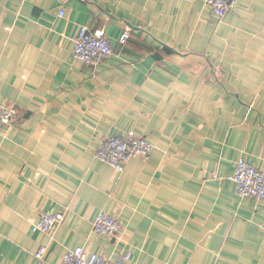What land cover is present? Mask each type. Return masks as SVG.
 Instances as JSON below:
<instances>
[{
	"label": "crops",
	"instance_id": "crops-1",
	"mask_svg": "<svg viewBox=\"0 0 264 264\" xmlns=\"http://www.w3.org/2000/svg\"><path fill=\"white\" fill-rule=\"evenodd\" d=\"M83 25L113 47L95 66L74 56ZM0 104L18 110L0 130V264H60L77 246L264 264V198L230 179L239 158L264 169V0L223 18L203 0H0ZM130 131L154 150L118 173L95 153ZM45 211L63 221L34 231ZM101 211L117 238L93 231Z\"/></svg>",
	"mask_w": 264,
	"mask_h": 264
},
{
	"label": "built area",
	"instance_id": "built-area-1",
	"mask_svg": "<svg viewBox=\"0 0 264 264\" xmlns=\"http://www.w3.org/2000/svg\"><path fill=\"white\" fill-rule=\"evenodd\" d=\"M215 15L223 18L228 10L239 0H203ZM63 11L61 12V15ZM129 32L121 38L120 43L126 44L130 39ZM113 54V47L103 30H91L88 25L80 27L75 40L74 56L88 66H95ZM17 109L12 105L0 104V130L14 124ZM154 145L146 137L130 131L126 137L110 134L99 144L95 157L109 164L118 173H122L127 162L132 158L149 160ZM230 179L236 185V193L240 198H264V169L239 158ZM62 212L45 211L39 221L33 226L34 231L50 233L63 221ZM93 231L101 236L117 238L122 231L119 218L104 211L99 212L94 223ZM45 250L41 249L36 256L42 259ZM132 258L130 251H118L115 254L88 253L84 246L68 249L60 264H128ZM53 264V263H50Z\"/></svg>",
	"mask_w": 264,
	"mask_h": 264
},
{
	"label": "trees",
	"instance_id": "trees-1",
	"mask_svg": "<svg viewBox=\"0 0 264 264\" xmlns=\"http://www.w3.org/2000/svg\"><path fill=\"white\" fill-rule=\"evenodd\" d=\"M17 113H18V110H17ZM17 116H18V114H17Z\"/></svg>",
	"mask_w": 264,
	"mask_h": 264
}]
</instances>
